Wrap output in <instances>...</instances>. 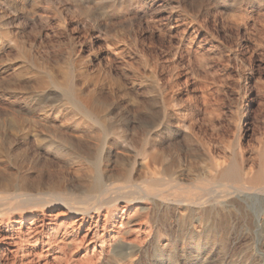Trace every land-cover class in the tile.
<instances>
[{"label":"rangeland","instance_id":"obj_1","mask_svg":"<svg viewBox=\"0 0 264 264\" xmlns=\"http://www.w3.org/2000/svg\"><path fill=\"white\" fill-rule=\"evenodd\" d=\"M26 54L57 79L82 62L75 88L84 99L92 96L103 105L99 119L85 118L53 88L32 99L35 81L29 78L33 69ZM204 95L207 103L201 105ZM165 115L172 126L169 135L161 126ZM21 129L32 133L17 134ZM191 132L197 144L185 138ZM235 135L241 140L242 176L250 170V176L258 174L264 158V0H0V180L25 177L28 185L16 193L50 204L43 209L26 203L24 213L34 207V215L49 223L44 240L52 229L60 231L57 242L34 246L25 228L30 219L12 224L23 230L25 242L11 252L0 244L7 264H107L114 233L104 235L102 249L87 245L90 238L76 245L90 219L72 230L79 216L62 198L89 208L95 218L96 209L102 206L103 214L105 203L118 198L112 209L115 227L136 213L143 224L129 236L141 249L135 264H264V222L254 224L243 214L242 219L234 213L227 217L226 210H218L208 226L177 219L183 196L211 188L206 181L213 175L214 157L232 159ZM50 140L78 146L85 154L54 150L45 145ZM156 146L164 156L144 168V157ZM12 163L25 168L16 171ZM166 167L174 168L176 182L162 187L172 200L183 192L179 206L154 207L151 196L134 189L133 197L142 199L126 207L122 194L112 190L128 173L134 184L146 178L156 183V170ZM7 188L9 193L16 189ZM21 200L0 201V214L16 218ZM62 226L67 234L61 237Z\"/></svg>","mask_w":264,"mask_h":264},{"label":"bare ground","instance_id":"obj_2","mask_svg":"<svg viewBox=\"0 0 264 264\" xmlns=\"http://www.w3.org/2000/svg\"><path fill=\"white\" fill-rule=\"evenodd\" d=\"M24 57H26L29 60L31 66H32V69H33V73H31V76L29 77V78L34 79V81H35L34 93L31 95V96H33L32 99H35L34 97L36 95L39 96V94L43 93L46 89L53 88L54 90H56L60 94V97L64 101H66L68 104L72 105L85 118H87L89 120H92V121H97V119H99V114L101 113V111H103V105L101 103H99V101L96 100L92 96H91V98L84 99L81 90L75 88L74 79H75V77H77L76 75L80 73L82 62H77L76 64L72 63L73 65L69 66L62 73L61 79H59V78L57 79L51 72H49L47 69H45L44 66L42 67V66L36 64L35 61L32 59L33 57L30 58L29 54H26V56H24ZM28 74L30 75V73H28ZM34 81H32V82H34ZM159 98H160L159 99L160 102L163 103L164 98L161 97L160 95H159ZM206 103H207V100H206V96L204 95L202 97V99H201V105H205ZM194 106L195 107L197 106V102L194 103ZM184 116L185 115L183 114V117ZM164 117H165V120L163 121V123L161 125L162 126V130L165 133H167V135H169L172 126H170V121L168 120V116L165 115ZM18 133L19 134L21 133V134L28 135V134H31L32 132L27 130V129L26 130L21 129V130L17 131V134ZM193 134H192V132L189 133V134H185V138H187V140H189L192 144H195V143L197 144L198 142H197L196 138H194L197 135L196 134L193 135ZM112 135L114 137H117V136H119V133H114ZM157 135H158V133H157ZM105 137L106 136H103L100 139V141H99V147H98L99 162H100V158H101V156H102V154L104 152L105 146H106V138ZM120 138L122 139L123 137L120 136L119 139ZM235 138H236L235 139V151H234V155H233L232 159L231 160H227L224 156H222L220 158H215L214 157V159H213L214 160L213 161V164H214L213 175H212L210 180L206 181L207 182L206 185L211 186V188L207 187V188H210V189H207V188L200 189L199 190L200 192L199 191L197 193H191L190 192L191 194H187V195L183 196V199L185 201V205H183L184 203L182 204L183 205V209L182 210L178 209V212H177L178 213V218L177 219H179V217L181 218V220L183 218L184 219L188 218V219L194 220L198 225H201V224L207 225V223H210L213 218H218L219 217V214H218L219 211L218 210H220V211L221 210H226L225 212H226L227 217H230L232 215L231 213H234L236 216H240L241 219H242V214H243L245 217L250 219L251 222L254 223V224H259V223H263L264 222V158H263L262 164H261V171L260 172L258 171L259 172L258 174L250 176V174H251V170H250L249 171V176L243 177L242 174H241V168H242V164H243L244 160H243L241 146H240V141H241L240 140V135H235ZM158 144L160 145V143H158ZM45 145H47L48 147L53 146L54 150H56L55 149L56 147H58L59 149L67 150V151H69V153L71 155L76 156V157H82L85 154L84 150H81L80 147L77 146V148H76V147H73L72 145H68L67 146V145H65V142H61V144H60V143H56L55 141L50 140L49 142H46ZM154 145H156V144H154ZM193 146H195V145H193ZM185 148L188 151L192 150L191 149V145L185 146ZM107 151H108V149H107ZM21 156L23 157V159L26 157V156H24V154H22ZM163 156L164 155H163L162 149L159 148L158 146H156V147L153 148L151 153H148V155H146L144 157L145 162L141 163V165L144 168L150 167L149 165H151V164L154 166L155 164L158 163V158L163 157ZM164 166H166V165H164ZM19 167L16 166V163H12V168L14 170H16V171L19 170V169L21 170L22 168L24 169L25 168L24 163H23L22 166H19ZM0 170H2L1 167H0ZM174 173H175L174 172V168H171V167H166V168H162V169L159 168L158 170H156V173H155L156 176L154 177V179H152L156 183H153L152 181H151L152 183H149V180H151V178H146V182L142 183V185L134 184L132 182L130 174L128 173V175L121 176L120 183L118 184V186H116V187L114 186L115 188L113 187L114 189H112V190H116V192H119L120 194H122V196H121L122 197V201L124 202V205L126 207L129 206V204H132L134 202H138V201H140L142 199L141 197H139V198L133 197L134 193L132 191H134V189H137L138 190L137 192L140 191L142 194H145L147 196H151L153 198L152 199V203L154 204V207H157V204L166 205V207H169V205H170V207H171L172 206L171 204H174V203H175V205L178 204V206H179L181 204V200L177 199V197L180 198L181 196H179V195L181 193L183 194V192L181 191V193H179L178 196L174 197L173 198L174 200H172L171 199V193H169L167 191L168 189L164 190L163 187H162V185L170 187L171 184H174L176 182ZM3 181H6L7 185H5L3 183ZM27 182L28 181L25 179V177H22V176L21 177H18V176L17 177H13L12 176L8 180H3V179L0 180V187L1 186L4 187L2 190H0V201H5L6 200V201L10 202L11 200H14V199L25 198V200H21V202L19 204H17V208H18L17 210L18 211H17V213H15L16 216H17V217L15 216L16 218H13V219L12 218H7V219H5L3 217V215L0 214V244H6L7 245V247H8L6 249L7 252H11L12 248L16 249L15 251L22 249V246H23L22 243L25 242V241H22L23 240L22 239L23 230L20 231L19 228H17V229L15 228L14 229L12 227V224L13 225L16 224V225L21 226L22 223L24 222V220H26V219H30V221L28 223V226L25 227L27 235L29 237V239H27V240H29L28 244L31 242L34 246H36L38 244H42V245L46 244V245L49 246L51 243H53L56 240H58V237H59V234H60V231H58L59 228L56 229V230L52 229L51 230V234L49 233V235L46 236V240H44V230H46V228L48 227L49 223H46L44 218L39 220V218H37L36 215H34L33 212L36 211V209H33L34 207H31L30 209H28L26 211L27 213H24L23 210L26 209L25 208L27 206L26 203L27 204L30 203L31 204L30 206H41V207H43V209L44 208H48V205L50 204L49 201H45V202L39 201V199L34 197V195H29V193L28 194L25 193V192L16 193V191L18 189H19V191H21V189H24L28 185ZM201 185H203V184H201ZM7 186L8 187H12V188H16V189L13 191V193H11V192L9 193L8 192L9 189L7 188ZM174 186H175V184H174ZM160 187H162V188H160ZM100 188H102V187H100ZM201 188H203V187H201ZM108 191H110V189H107V187L106 188H102V192L103 193H107ZM175 192H177V191H175ZM201 192L202 193L205 192L204 194H206V192H207L209 197L208 198H204L203 195L201 194ZM39 197H42L41 193H40ZM181 199H182V197H181ZM36 200H37V203L33 204L34 201H36ZM60 200L59 201L61 203H63L67 207V209H68V211L70 213H74L75 215L79 216L78 220L76 222L74 221V224L71 225L72 226V230H73V228L76 229V231L81 230L83 228V226L86 224L87 218L90 219L89 220L90 222H89V224H88V226H87V228L85 230L84 237L81 240L78 239L79 242H77L76 245L77 244L81 245L84 242H86V240H88V238H90L87 245H92L93 249H94L95 246L97 244H99L98 246L102 249L103 246H104V243H105L104 235L107 232L111 231L114 234L111 237V239H112L111 242L112 243L109 246V247H111V249H110V253H109V256H108V259H107L106 263L107 264H135L136 263L135 260L138 259L137 257H139L138 255H139L141 249H140V246H138L139 244L136 245L137 242L135 243L134 239L132 240V238H131V240H129V236L132 234L131 233L132 229L135 226L138 227V226L142 225L143 223L141 221H139L138 219H136V215L137 214L135 213V214H133L131 216H128V218L126 219V222L125 223L123 222L124 224L120 223L118 227H115V224H114V211L112 209L116 205V202L119 200L118 198L110 199L109 201H107L105 203L107 209L104 207L105 211H104L103 214L100 212V209H101L102 206L99 207L98 209H96V211H94V212H96L95 213L96 214V218L92 217V215H90L89 208H87V207L76 208V207L73 206V204H71L69 202V198L68 199L62 198ZM178 200H180V202ZM184 201L182 200V202H184ZM23 208H25V209H23ZM161 208H163V207H161ZM260 208L263 209V212L259 211ZM221 213H222V211H221ZM149 214L150 213H148V215ZM100 216L103 217L101 227H100ZM164 216H166V215H164ZM93 218H95L94 221H93ZM219 219L221 220V218H219ZM231 220H233V219H231ZM165 221H166V219L164 220V222ZM180 222H182V221H180ZM216 223H217V221H216ZM6 224L9 227L5 231L2 232V227L4 225H6ZM192 225H194V224H192ZM211 226L212 225H210V227ZM59 227H60V225H59ZM168 227L166 229H168ZM252 227L254 228V226H252ZM160 228L161 227H159V229ZM112 229H116V230H112ZM181 230H179V231H181ZM198 230H200V229L198 228ZM207 231H208V229H207ZM217 231H219V229ZM62 232L63 233H62L61 237L67 234L64 226H62ZM192 232H193V230H192ZM197 232H199V231H197ZM211 233H209V235ZM158 234H159V232H158ZM197 234H199V233H197ZM213 234H215V233L213 232ZM212 236H214V235H212ZM206 239H208V238H206ZM210 239H212V238H210ZM75 242H76V240H75ZM169 244H170V241L168 240L164 244V247L168 246ZM221 246H223V245L221 244ZM161 249H163V248H161ZM4 255L0 256V264H5V262H6V261L4 262V259L6 257L4 259L2 258ZM7 255H5V256H7ZM5 260H7V259H5ZM6 264H7V262H6ZM86 264H92V263H86ZM97 264H101V263H97Z\"/></svg>","mask_w":264,"mask_h":264}]
</instances>
